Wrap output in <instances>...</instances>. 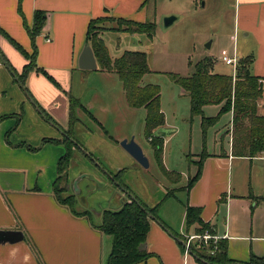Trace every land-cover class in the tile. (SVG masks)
<instances>
[{"label":"crops","instance_id":"1","mask_svg":"<svg viewBox=\"0 0 264 264\" xmlns=\"http://www.w3.org/2000/svg\"><path fill=\"white\" fill-rule=\"evenodd\" d=\"M215 1L217 8L221 0ZM113 2L117 1L0 0V28L6 34L0 33V51L18 74L28 59L8 37L31 53L26 27L31 28L36 10L44 11L46 16L42 30L35 38L36 66L45 73L31 71L21 86L14 82L13 73L0 57V116L23 112L18 123L14 117L0 121V264H107L111 235L100 233L93 227L100 224L101 217L100 221L93 222L91 217L75 216L53 195L57 162L65 154V146L42 140L61 139L64 135L70 120V97L80 102V106L74 109L73 133L80 121V112L86 113L103 128L99 118L83 104L82 96L88 87L100 83L98 77L109 81L114 72L100 69L96 58L95 69H81L78 57L84 46H90L86 42L88 22L93 18L111 16L109 9ZM141 2L126 0L130 9H137L135 18L130 17V20L143 21ZM105 27L113 29L116 26ZM100 37L106 45L102 32ZM230 39L232 56L228 57L238 62L240 58L253 56L250 72L261 78L263 90L257 112L264 115V0H233ZM109 56L111 59L119 57ZM182 92L185 91L182 89ZM123 93L126 100L124 89ZM217 106L220 110L221 104ZM40 109L49 115L51 121L45 119ZM227 113L230 116L225 132L229 138L227 147L222 146L215 152L196 153L197 157L190 159L195 170L188 174L186 184L164 186L163 197L152 205L158 204V218L150 219L146 237L145 248L151 255L136 264H211L197 257L198 251L203 252L197 242H193L194 252L185 250V236L196 233V224L190 227L186 224L188 206L200 209L202 222L209 224L212 234L225 246L227 258L231 260L225 264H247L252 256L264 258V153L252 157L234 155L232 111ZM154 138H149L153 149L161 139L163 150V139ZM27 145L37 149H30ZM154 155L156 157L155 151ZM256 160L262 161V166L254 164ZM199 163L200 175L188 187V180L196 173ZM162 166L168 172L163 162ZM233 168L241 175L237 183L232 180ZM255 170L262 175L258 181L255 179L254 186L250 178ZM171 175V184H176V175ZM177 190H183L184 195L178 196ZM123 194L119 206L128 200L126 192Z\"/></svg>","mask_w":264,"mask_h":264},{"label":"rangeland","instance_id":"2","mask_svg":"<svg viewBox=\"0 0 264 264\" xmlns=\"http://www.w3.org/2000/svg\"><path fill=\"white\" fill-rule=\"evenodd\" d=\"M113 1L117 2H113V7L109 9L111 16L135 18L137 9H130L126 0ZM219 4L217 9L215 0H153L142 7V20L154 24L151 38L144 32L118 29L102 31L112 57L119 56L124 50L146 53L150 71L143 75L140 83L159 86L164 124L147 137L145 108L127 105L122 83L116 73H113L114 77L109 81L98 77L100 83L86 89L82 102L99 118L103 128L86 113H79L80 121L74 133L73 128L70 131L76 144L71 149L66 181H59V186L67 185V191H63L61 196L74 194V209L78 212L89 211L93 222L100 221L103 209H118L120 196L125 195L119 183L128 186L145 204L152 206L154 201L163 197L164 186L178 187L186 184L188 174H193L195 170L190 159L196 158V153L215 152L222 146L227 147L229 138L225 132L229 124V113L220 114L214 124L202 128L201 115L191 114L188 94L183 93L180 85L170 76V73L179 76L191 74L194 64L204 57L215 58L214 72L229 75L235 73L233 65L220 61L223 55L232 56L230 33L233 0H221ZM170 15L175 16V19L165 26L164 18ZM102 24L107 27L117 26L116 20L104 21ZM208 43L210 46H206ZM218 110L217 105L209 104L204 107L203 115L216 116ZM151 137L163 139L162 162L168 172L154 155L153 143L149 140ZM131 138L142 148L148 160L147 167L140 165L121 146L123 139ZM253 163L262 166L263 162L256 160ZM119 169L123 171L116 181L112 175ZM171 174L176 175V184H171ZM260 174L255 170L251 176L254 186ZM240 177V172L233 168V183H237ZM176 192L178 196L184 195L183 190ZM205 229L196 234L212 235L211 231ZM109 238L112 239L111 236ZM219 240L215 244L214 253L220 248ZM198 248L204 253L210 252L208 246Z\"/></svg>","mask_w":264,"mask_h":264},{"label":"trees","instance_id":"3","mask_svg":"<svg viewBox=\"0 0 264 264\" xmlns=\"http://www.w3.org/2000/svg\"><path fill=\"white\" fill-rule=\"evenodd\" d=\"M149 1L153 0H142L141 6L144 7ZM45 19V12L36 10L31 28L26 27L31 41V53L24 51L16 42L7 36L10 42L28 59V63L23 66L19 74L14 71L0 51V57L6 66L10 68L14 80L20 83L21 86H24L25 79L31 71L42 70L36 66L37 47L35 38L41 32ZM108 20H116L117 26L113 29L128 32H144L149 38L153 36L154 24L149 21L138 22L120 17L107 16L91 19L88 22L86 30V42L90 44L99 68L113 71L117 74L130 107L145 108V133L149 136L153 129L164 123V115L160 110L159 86L155 84L142 85L140 83L143 75L150 71L145 52L125 50L119 57L115 59L110 58L107 47L100 37V33L103 30L109 29L102 24V22ZM0 33L5 34L1 28ZM252 60L253 56L251 55L240 58L236 64L234 76L214 72L215 58L212 57H204L198 60L194 64L192 73L187 76L170 73V76L188 94L191 114L201 115V125L204 129L214 124L220 114L232 111V151L234 155L249 157L262 152L264 153V115H259L257 112L258 100L263 96V90L261 78L254 76L250 72ZM209 104H221L217 116L206 117L203 115L202 108ZM79 106L80 102L70 97V120L67 130L64 131V135L61 139L44 138L42 142L63 144L66 148L65 154L58 159L57 176L52 183L53 195L56 201L69 208L73 215L87 216L90 218L91 213L89 211L78 212L74 209V194H69L65 197L61 196L63 191H67V185L59 186V181L62 179L66 181V169L71 158V149L76 144L71 136L70 130L73 122L76 121L74 109ZM40 111L46 120L51 121V118L46 112L42 109ZM22 114V110L18 113L3 114L0 116V121L5 118L14 117L16 118V123H18ZM13 129L14 127L9 132ZM27 147L29 146L27 145ZM30 149L35 150L37 148ZM154 151L159 164L163 167L161 162V139L155 143ZM200 166L199 163L196 173L193 177L189 178L188 187L199 177ZM122 171L119 170L116 174L112 175L114 180L118 181V177ZM119 185L123 187V191L126 192L128 200L123 202L118 209L102 210L100 224L94 225L93 227L100 233L112 236V246L107 264H136L145 261L151 255L146 250L145 244L150 229V219L154 217L158 218V204L148 206L132 194L128 186L121 183ZM186 224L188 227L196 224V232L205 228V230L213 232L208 223L202 222L200 209L196 207L188 206L186 208ZM191 251L194 252L195 250L191 247ZM196 255L201 260L211 264H225L231 261L227 258L225 246L221 244L220 248L213 254L198 251ZM247 264H264V258L252 256L250 262Z\"/></svg>","mask_w":264,"mask_h":264},{"label":"water","instance_id":"4","mask_svg":"<svg viewBox=\"0 0 264 264\" xmlns=\"http://www.w3.org/2000/svg\"><path fill=\"white\" fill-rule=\"evenodd\" d=\"M175 19V16L170 15L164 18V25H170ZM206 46H210L208 43ZM78 67L81 69L92 70L97 67V63L93 51L89 45L83 47L78 57ZM121 146L142 166H148V160L144 155L142 148L134 141V139H123L120 142Z\"/></svg>","mask_w":264,"mask_h":264},{"label":"built area","instance_id":"5","mask_svg":"<svg viewBox=\"0 0 264 264\" xmlns=\"http://www.w3.org/2000/svg\"><path fill=\"white\" fill-rule=\"evenodd\" d=\"M221 60L225 62L226 64L233 65L234 67L237 64V60L235 58H231L228 56H223ZM217 239H218L217 236L213 234L211 235L208 233L199 234V235L196 233L190 234V235L185 236L184 247H185L186 252L187 251L189 252V250H191V247H192L191 245L193 244V242H197L199 246H208L210 249L209 253L213 254Z\"/></svg>","mask_w":264,"mask_h":264}]
</instances>
